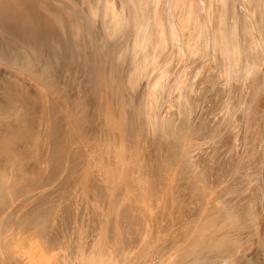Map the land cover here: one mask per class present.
<instances>
[{"label":"bare ground","instance_id":"obj_1","mask_svg":"<svg viewBox=\"0 0 264 264\" xmlns=\"http://www.w3.org/2000/svg\"><path fill=\"white\" fill-rule=\"evenodd\" d=\"M179 42L192 62L186 96L166 91L184 60ZM0 76L11 83L8 99L25 100L7 111L0 138L5 164L19 166L0 171V264H189L203 248L215 252L195 255L200 264L259 262L233 259L221 233L233 227L242 189L248 226L264 231V168L257 173L253 160L261 148L264 163V0H0ZM164 92L172 100L159 112ZM146 93L157 104L151 97L142 109ZM235 94L247 101L241 170L233 178L230 159L189 181L187 149L200 159L216 126L210 108ZM20 129L29 141L21 132L19 143ZM149 136L162 141L157 173L137 151ZM209 144L216 153L220 142Z\"/></svg>","mask_w":264,"mask_h":264},{"label":"rangeland","instance_id":"obj_2","mask_svg":"<svg viewBox=\"0 0 264 264\" xmlns=\"http://www.w3.org/2000/svg\"><path fill=\"white\" fill-rule=\"evenodd\" d=\"M153 5H154V2L153 3H151V8H154L153 7ZM233 14V13H232ZM141 24H142V22L141 23H139V26L138 27H140L141 26ZM125 26V25H124ZM139 28H137V30H138ZM213 28H211V30H212ZM210 34V33H209ZM159 36L160 37H163V36H161V32H160V34H159ZM154 38V37H153ZM153 38H151V41H152V43L153 42H155V41H158V40H160V38H155V39H153ZM180 38V37H179ZM180 39H182V38H180ZM179 44H181L180 42H179ZM178 45V44H177ZM122 46V47H121ZM123 46L124 45H120V47H119V49H122L123 48ZM150 46V45H149ZM180 46V48L182 47V44L181 45H179ZM125 48V47H124ZM156 49H157V47H156ZM182 49V48H181ZM183 50V49H182ZM182 50H180V54L182 55V59H181V61L183 60V62H180V64H181V69L180 68H178L177 69V71H176V75H174V77H173V80L172 81H174L173 82V87H171V88H169L168 90H166V91H170L171 93L173 92V94L179 89V91H180V93L183 95H185V93H186V91H187V93L189 92L188 90H186L185 88V85L183 84V83H185L186 82V78L188 79L190 76H191V72H190V69H189V65L192 63L190 60V58L189 57H186L184 54H186L185 53V51L183 50V52H182ZM182 52V53H181ZM249 52H250V50H249ZM235 53H236V51H235ZM239 53V54H238ZM238 53H236L235 54V56L236 57H234V58H236L237 59V61L234 59V61H236L235 62V64H236V67L239 65V61H241L240 59H241V57L240 56H238V55H240V51L238 52ZM238 54V55H237ZM244 54H245V52H244ZM157 53L155 52V54H154V58H153V64H154V60L156 59V60H160L161 58H160V56H158V58H156L157 56ZM163 58V57H162ZM164 59V58H163ZM163 59H162V62H163ZM187 61V62H186ZM160 62V61H159ZM162 62L160 63V64H162ZM183 63V64H182ZM187 63V64H186ZM190 63V64H189ZM159 64V65H160ZM179 64V65H180ZM168 63L167 64H165L160 70H156L155 71V74L153 75V80L151 79L150 80V84H148V85H150V86H152L153 85V83H154V79H155V77H162L163 76V74L165 73H163V68L164 67H168ZM186 66V67H185ZM188 66V67H187ZM185 67V68H184ZM170 68H172L171 70H174L175 68H173V66L172 67H170ZM169 68V69H170ZM1 69L2 70H4L2 67H1ZM153 69H155L154 67H153ZM166 69V68H165ZM169 69H166V70H169ZM183 69V70H182ZM185 69V70H184ZM237 69H239V68H237ZM180 70V72H178ZM188 71V72H187ZM177 72H178V75L180 74L181 75V81H182V83L181 84H179V85H181V86H177L176 84V82L177 81H175L176 79H177ZM184 72V73H183ZM239 72V71H238ZM163 73V74H162ZM190 74V75H189ZM158 75V76H157ZM184 75H186V76H184ZM176 77V78H175ZM183 78V79H182ZM175 79V80H174ZM152 81V82H151ZM159 81H161V80H159ZM184 81V82H183ZM183 84V85H182ZM175 86H176V88H175ZM10 87H11V83L10 82H8V80L5 78V77H3V76H0V138H2L3 137V133H7V131H8V127H7V121H6V119H7V111L8 110H11V109H13V107H14V105L16 104V103H20V104H24V102H25V100L22 98V96H23V94H21V93H16L17 94V96H16V98H17V100L16 101H14V102H12L10 99H8V96H10L11 95V89H10ZM134 87V86H133ZM135 88V87H134ZM152 88V87H151ZM136 89V88H135ZM173 89H174V91H173ZM177 89V90H176ZM244 89H245V92H246V88H245V86L243 87H241V91L239 90V88L237 89V90H239L238 91V93L239 94H241V93H243V91H244ZM147 90V89H146ZM237 90H235V91H237ZM151 91L153 92V90L151 89ZM165 91V92H166ZM164 92V94H165V97L162 95V97H161V99H160V105L158 104V106H156V107H158V109L157 108H155L156 110H160L161 109V106H166L167 107V105L169 104V103H171V101L170 100H172V98H171V94H169L168 96H166V93ZM186 93V94H187ZM150 96V95H149ZM186 96V95H185ZM231 95H229L228 97H226V100H224V99H219V101H218V103L216 104V108H213V105H212V107L210 108V111H209V113H211V114H209L208 115V117L210 116V118H213L214 120H215V128L213 127V130H212V133H211V131H210V133H208V135L206 136L207 138H205V139H203L204 140V142L202 143V144H204V145H202V147L204 146V151L203 152H205V154L203 153V155H202V153H201V151H200V153L201 154H199V157H200V159L196 156V154H198V152L196 153L195 151H198V150H196V149H194V148H191V150L190 149H187V151H189V153H190V156L192 157V159H191V157L189 156V154H188V156H189V160L190 161H188L189 162V165H190V169H191V176H189V181L191 180V179H193V180H191V181H194V182H198L199 181V178L198 177H193V176H198L199 175V177L201 178H203V177H205V176H208V174L207 173H210V172H214L213 174H217L218 172H219V170H217L216 171V169L218 168H222V167H224L226 164H229V162H230V159H231V165H229V166H232V167H230V168H233V178H236V171H238V169H239V171L241 170V168L242 167H240V165H242L241 163H243V160H242V158H243V156H245V155H247V152H248V147H247V140H248V129H246V128H248V122H247V120L245 119L246 118V116H247V113L245 112V107H246V105H247V101H246V98H245V101H244V99H243V97H241V95H239V96H237L236 94H235V96L234 95H232V97H230ZM237 96V97H236ZM145 97L147 98L148 97V95H147V93H146V95H145ZM152 96H150V97H148L147 99V104H146V102L144 101V102H142L143 103V105H142V103L140 104V107L142 108V109H144V105H146L145 106V108L147 107V106H151L150 104H151V102H155L156 101V99H154L153 97L151 98ZM164 97V98H163ZM233 97H235V99L233 98ZM150 98L152 99V101L150 100ZM241 98H242V100L245 102H243L242 100H241ZM164 99V100H163ZM167 99V100H166ZM168 99H169V101L170 102H168ZM63 100H66V98L65 99H63ZM241 100V101H240ZM142 101V100H141ZM149 101V102H148ZM151 101V102H150ZM162 101V102H161ZM230 101V102H229ZM233 101V102H232ZM165 102L167 103V104H165ZM226 102H227V104H229V105H224V104H226ZM232 102V103H231ZM148 103H149V105H148ZM156 104H157V102H155ZM243 103V104H242ZM172 105V104H171ZM219 105H221V110L223 111V112H220L221 110H220V108L218 107ZM164 106H163V108L161 109V110H164ZM224 106V107H223ZM234 106V107H233ZM245 106V107H244ZM17 107H19V105L18 106H16V108ZM233 107V108H232ZM224 110H223V109ZM232 108V109H231ZM216 109H218V111H219V113H218V111H216ZM235 109V110H234ZM211 110H212V112H211ZM238 110H240V111H238ZM154 112V111H153ZM156 112V117H160L161 116V113H160V115H159V112H157V111H155ZM166 112V111H165ZM214 112V113H213ZM216 112V113H215ZM225 112V113H224ZM236 112H238V113H236ZM222 113V114H221ZM228 113H229V115L231 116H229L228 115ZM240 113V114H239ZM244 113V115L242 116V114ZM143 114H144V112H143ZM150 114V113H149ZM220 114V115H219ZM228 116H227V115ZM233 114V115H232ZM6 115V116H5ZM213 115V116H212ZM215 115V116H214ZM235 115H237V116H235ZM240 115V116H239ZM144 116V118H146L147 119V116L145 117V114L143 115ZM202 116L203 115H199L197 118L199 119H202ZM220 116V118H218ZM226 116H227V118H226ZM234 116V117H233ZM159 117H158V119H159ZM245 117V118H244ZM210 118H208V119H210ZM218 118V119H217ZM225 118V119H224ZM243 118V119H242ZM234 119H235V121H234ZM237 119V120H236ZM229 120V121H228ZM230 120H232V121H230ZM239 120H241V121H239ZM139 121H140V119H138V121H137V123H136V126L138 127V124H139ZM225 121V123H223ZM246 121V122H245ZM217 122V123H216ZM234 122V123H233ZM230 124H232V125H230ZM224 125H225V127H224ZM240 125V126H239ZM218 126V127H217ZM221 128H220V127ZM228 126H229V128H228ZM233 127V128H232ZM228 129V131L226 130V129ZM234 128H235V131H234ZM225 129V130H224ZM21 132H25L26 133V140L27 141H29L28 139L30 138V133H29V131H27L26 129H20V142L19 143H24L25 141H24V138H22V136H21ZM224 132H227V133H229L228 135H226L227 133H224ZM231 132V133H230ZM247 132V133H246ZM261 134H263V132H261ZM212 135H213V137L215 138V140H214V138L212 137ZM211 136V137H210ZM224 136H228V137H224ZM263 136V135H262ZM261 136V137H262ZM160 137V136H159ZM209 137H210V139H209ZM224 137V138H223ZM231 137V138H230ZM146 139V141L145 142H143L142 141V143H144V144H146L149 148H150V150H149V148L146 146V145H144V144H142V145H140V150H139V148H138V153L140 154V156L141 155H145V157H142V159H144V161H145V163H144V165H146L147 167H152V165H153V169H154V172L155 173H157V171H158V169L161 171L162 170V168H161V164L158 166V162L160 161L159 159L157 160V157H158V155H157V153H160L161 154V150H162V148H163V146H162V141H161V139H159V138H157V140H156V138L154 137H152L151 138V141H150V136L149 137H145ZM213 138V139H212ZM227 138L229 139V140H227ZM264 138V137H263ZM141 139H142V137H141ZM141 139L139 140V141H141ZM159 139V140H158ZM217 139H219V140H217ZM232 139H234L233 140V142L231 143V141H232ZM237 139V140H236ZM154 140V141H153ZM208 140H212V141H218V142H220V144L218 145V149H217V151H216V153H214L213 154V151H214V149H212V150H210L211 149V147L209 148V146H210V141L209 142H206V141H208ZM227 140V141H226ZM135 141V139H133V141L132 142H134ZM147 141H150V142H147ZM161 141V142H160ZM223 141V143L225 144H221V142ZM159 142H160V144H159ZM198 142H200V141H198ZM235 142V143H234ZM245 142V143H244ZM19 143H18V145H19ZM152 143H154V144H152ZM206 143H208V144H206ZM152 144V146H149V145H151ZM159 144V145H158ZM231 144V145H230ZM245 144V145H244ZM154 145H155V147H156V150L154 149ZM208 146V148L206 147V146ZM227 145H229V146H227ZM233 145V146H232ZM238 147H237V146ZM225 148H223V147ZM232 146V147H231ZM240 146V147H239ZM146 147V148H145ZM213 147V146H212ZM221 147V148H220ZM227 147V148H226ZM237 147V148H236ZM145 148V149H144ZM148 148V149H147ZM158 148H159V150H158ZM161 148V149H160ZM201 148V147H200ZM223 148V149H222ZM230 148V149H229ZM233 148V149H232ZM141 149H142V151H141ZM144 149V150H143ZM220 149V150H219ZM227 149V150H226ZM260 149V151L262 152V149L261 148H259ZM146 150V151H145ZM193 150V151H192ZM222 150V151H221ZM225 152H224V151ZM230 152H229V151ZM141 151V152H140ZM150 151L152 152V156H151V153H150ZM158 151V152H157ZM160 151V152H159ZM191 151V152H190ZM207 151H208V153H207ZM219 151V152H218ZM143 152V153H142ZM155 152H157L156 154H155ZM218 152V153H217ZM227 152V153H226ZM261 152H258L259 153V155H257V157H255V159H253L254 160V162H255V160L258 158L259 160H257L256 162V164H257V169H258V172L257 173H259L260 171H261V169H263L264 168V163H263V161H262V156H261ZM187 153V152H186ZM186 153H185V155H186ZM220 153L222 154V155H220ZM227 155H226V154ZM228 153H230L231 154V156L228 154ZM234 153V154H233ZM213 154V155H212ZM233 154V155H232ZM6 155L8 156V158L5 160V158H6ZM143 155V156H144ZM149 157H148V156ZM195 155V156H194ZM203 157H202V156ZM206 155H207V158H206ZM215 155V156H214ZM225 155V156H224ZM228 155H229V157H228ZM238 156V157H235V156ZM147 156V157H146ZM154 156H155V158H154ZM157 156V157H156ZM160 156V155H159ZM205 156V157H204ZM220 156V157H219ZM222 156V157H221ZM186 157H187V155H186ZM211 157V158H210ZM225 157V158H224ZM227 157V158H226ZM233 157V158H232ZM147 159V161H146V159ZM151 158H153V161H152V159ZM209 158V159H208ZM216 158H217V160H216ZM219 158V159H218ZM226 160L227 159V161H225L224 162V160ZM245 158V157H244ZM243 158V159H244ZM149 159V160H148ZM151 159V160H150ZM215 160V162H214V160ZM232 159L234 160V161H232ZM9 160V155L6 153V154H4V153H2L1 154V156H0V171H2V172H9L12 168H17V167H19L18 166V163L17 162H12V163H10V162H8L7 164H5L7 161ZM155 160V161H154ZM200 160V161H199ZM203 160V161H202ZM209 160V161H208ZM211 160H213L212 162H211ZM222 160V161H221ZM228 160H229V162H228ZM242 160V161H241ZM208 161V162H207ZM220 161V162H219ZM31 163H33L35 166V168H37L38 167V163H39V160H36L33 156H32V158H31V161H30ZM150 162V163H149ZM154 162V163H153ZM155 162H157V163H155ZM192 162V163H191ZM224 164H223V163ZM232 162L233 163H235L234 165L232 164ZM22 163V162H21ZM153 163V164H152ZM200 163V164H199ZM202 163V164H201ZM206 163H208V165L206 164ZM214 163V164H213ZM217 163H219V165H217ZM260 165H259V164ZM147 164H149V165H147ZM152 164V165H151ZM157 164V165H156ZM193 164V165H192ZM197 164V165H196ZM263 164V165H262ZM196 165V166H195ZM202 167H201V166ZM210 165V166H209ZM221 165V166H220ZM223 165V166H222ZM239 165V166H238ZM259 165V166H258ZM207 166H208V168L209 169H207ZM218 166V167H217ZM228 166V165H227ZM234 166V167H233ZM158 167V169H156ZM240 167V168H239ZM151 168V169H152ZM203 168V169H202ZM204 168L207 170H204ZM211 168V169H210ZM215 168V169H214ZM237 168V169H236ZM156 170V171H155ZM208 170L210 171V172H208ZM212 170V171H211ZM215 170V171H214ZM198 171H200V172H198ZM202 171H203V173H202ZM204 171H205V173H204ZM194 172H197V173H194ZM217 172V173H216ZM231 172H232V170H231ZM194 173V174H193ZM197 174V175H196ZM201 174V175H200ZM244 175V177H245V179H247V180H244V179H242L241 180V182L242 183H244V182H248V176L247 175H245V174H243ZM246 176H247V178H246ZM196 179V180H195ZM198 179V180H197ZM264 180V179H263ZM242 183H240V184H242ZM229 184H233V183H229ZM229 184H227V185H229ZM227 185H225V186H227ZM216 186H217V184H216ZM244 187V185L241 187V188H243ZM226 189H227V187H225ZM224 188V189H225ZM212 190V189H211ZM222 191V192H221ZM221 191H219V197H217V200H215L216 202L218 201V200H221V201H218V203H220V202H222V198L221 197H223V194H224V191L225 190H221ZM193 192H194V190H193ZM221 192V193H220ZM212 194H213V192H211ZM239 194L240 193H243V189H242V191L241 192H238ZM210 195V196H213V195ZM238 194V197H237V199L239 198L240 200H239V202H240V208H236V209H239L237 212H236V215H234V218H233V227H231V225H230V227L231 228H229L230 230L229 231H227V232H223V233H221V236H222V238H227V239H229V238H231L232 240L230 241V242H232V245H233V259L234 258H237V257H239V259L241 258V256L243 257V259L242 260H244L245 262L247 261V262H249V261H255L256 263H257V259L259 258V262L257 263V264H264V244H261L260 242H261V240L262 239H264L263 237H264V231H263V229L261 230V231H257V230H255L254 228H252L253 226L252 225H250V226H248V223H247V221H248V219H250V216H249V213L250 212H248V210H249V208H247V206L249 207V205H250V203L249 202H247V201H249V199L247 198V196L246 195H243V196H245V197H243L242 195H239ZM245 194V193H244ZM246 194H247V192H246ZM221 198V199H220ZM242 198H244V200H242ZM245 199H247V200H245ZM244 202H245V204H247L248 203V205H246L245 206V204H244ZM222 204V203H221ZM242 205H244L246 208L244 209V206H242ZM243 208H242V207ZM242 208V209H241ZM262 208V209H261ZM241 209V210H240ZM232 210V209H231ZM259 210H260V215H262V217H260V218H262L261 219V227L262 226H264V199L261 201V203H260V205H259ZM246 211V212H245ZM263 211V212H262ZM233 212H235V211H233ZM248 212V213H247ZM238 213V214H237ZM247 213V214H246ZM239 216V217H238ZM248 216V217H247ZM260 218L258 219V217H257V220H259V222H260ZM236 219V220H235ZM243 219V220H242ZM252 219V218H251ZM240 221H241V223H240ZM243 221V222H242ZM246 223H245V222ZM244 224H247L246 226L244 225ZM235 228V229H234ZM232 229V230H231ZM234 229V230H233ZM232 231V232H231ZM263 231V232H262ZM236 232V233H235ZM239 233V234H238ZM251 233V234H250ZM258 233H260V234H258ZM245 234V235H244ZM238 235V236H237ZM243 236H244V238H243ZM250 238H249V237ZM263 236V237H262ZM248 244V245H247ZM262 245V246H261ZM241 246V247H240ZM263 247V248H262ZM260 248H262V250L260 249ZM260 249V250H259ZM239 250V251H238ZM196 251V250H195ZM263 251V252H262ZM200 252H202V253H206L207 255H211V254H213L215 251H212V250H208V249H201V251ZM199 252V254H194V255H192V257L194 258V260L193 261H191L189 264H200V262H199V260L198 259H196V256H198V255H200L201 253ZM263 254H262V253ZM196 255V256H195ZM219 255V254H218ZM186 257H188V256H186ZM191 256H189L188 258H190ZM191 257V258H192ZM250 259H249V258ZM213 258V257H212ZM219 262V261H218ZM185 263V262H184Z\"/></svg>","mask_w":264,"mask_h":264}]
</instances>
